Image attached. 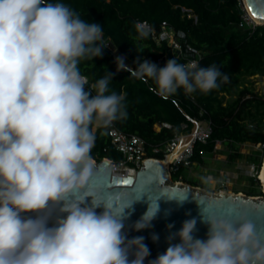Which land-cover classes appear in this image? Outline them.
Returning <instances> with one entry per match:
<instances>
[{"label":"clouds","instance_id":"1","mask_svg":"<svg viewBox=\"0 0 264 264\" xmlns=\"http://www.w3.org/2000/svg\"><path fill=\"white\" fill-rule=\"evenodd\" d=\"M134 27L135 39L149 37L146 22ZM107 47L101 24L59 0H0V264H144L151 255L144 237L125 231L134 205L147 204L132 225L141 231L157 218L161 199L188 200L115 193L94 179V128L127 116L125 96L110 88L115 73L89 84L80 70ZM114 62L117 73L154 80L162 96L181 88L208 93L229 82L215 64L171 58L159 67L137 59L133 69L123 56ZM195 202L206 239L194 236L195 217L185 220L148 264H264V214L254 220L236 207L211 212Z\"/></svg>","mask_w":264,"mask_h":264},{"label":"trees","instance_id":"2","mask_svg":"<svg viewBox=\"0 0 264 264\" xmlns=\"http://www.w3.org/2000/svg\"><path fill=\"white\" fill-rule=\"evenodd\" d=\"M57 2V0H52ZM81 12L82 18L103 26L105 44L102 58L82 61L81 73L89 84L102 78L106 71L115 73L111 90L125 96L127 116L114 121L120 131L135 134L146 142V157L163 159L166 146L176 134L191 132L194 122L209 121L211 134L205 142H196L190 161L204 165L214 154L217 141L228 151V162L244 157L238 145L252 143L254 149L246 155L247 162L257 166L256 176H247L249 189L246 194L263 195L258 178L264 156V94L254 92L246 85L253 75L264 77V24L255 27L244 22L241 0H59ZM136 22H146L151 32L146 39H135ZM174 31H182V43H189L201 52L198 66L212 64L229 75V82L218 81L220 86L208 93L199 91L186 94L181 88L172 95H160L154 80L139 79L126 71L116 72L115 58L125 57V63L135 69L137 59L154 62L167 52V40L157 41L162 23ZM167 59V60H168ZM103 66H106L103 67ZM167 122L171 127L162 126ZM183 124H186L183 127ZM110 126L94 128L95 142L90 156L96 161L108 158L119 161L123 155L111 143ZM160 152H154V148ZM188 167L181 164L172 171L173 181L197 186V179L187 176ZM212 188H217L213 183ZM237 192V190H236ZM239 192V191H238Z\"/></svg>","mask_w":264,"mask_h":264},{"label":"water","instance_id":"3","mask_svg":"<svg viewBox=\"0 0 264 264\" xmlns=\"http://www.w3.org/2000/svg\"><path fill=\"white\" fill-rule=\"evenodd\" d=\"M244 6L249 14L258 24H264V0H243ZM194 126L190 133L184 134L175 150L170 152L163 159L157 157H146L135 175H120L113 172L112 162L108 158L96 161L91 158L94 171V179H99L105 187L115 193H132L134 191H146L150 194H167L183 196L187 195L188 200L182 205L174 201L160 200V212L149 228L135 231L132 225L140 219L147 209L145 202H138L134 205V212L125 222V231L128 237H144V243L150 249L151 255L144 264L163 253L167 246V237L179 231L185 220L195 217L197 219V231L194 236L206 239L207 225L200 223L198 201L211 212H222L228 207H236L248 212L256 220L259 214H264V195L252 196L242 192L233 191H210L205 188L192 185L187 182L173 181L169 170L170 163L175 153H179L187 143L191 142L199 122L193 120ZM264 159V157H263ZM263 164V163H262ZM260 178V176H259ZM124 181H129L125 184ZM264 185V182H263ZM101 211V209H97ZM259 223V221H257ZM173 225L170 229L168 225ZM157 234L159 239L152 240V235ZM179 239L173 241L178 243Z\"/></svg>","mask_w":264,"mask_h":264},{"label":"built area","instance_id":"4","mask_svg":"<svg viewBox=\"0 0 264 264\" xmlns=\"http://www.w3.org/2000/svg\"><path fill=\"white\" fill-rule=\"evenodd\" d=\"M242 7L244 9L243 19L248 25L255 27L257 25V21L249 14L246 10L243 0ZM148 25V24H147ZM149 26V25H148ZM150 27V26H149ZM153 36L156 38L157 41L167 40V44L169 46V52L176 56L177 58H184L185 64H192L195 63L198 65L199 60L201 59L202 55L200 50L191 46L189 43H182L181 38L184 37V33L180 30L174 31L167 27L166 22L162 23V31L157 35L155 29H152ZM167 52L162 54L161 57L157 59L158 63L166 64L168 59ZM88 80V79H87ZM162 126L171 127V125L167 122H163ZM186 124H183L185 127ZM211 134V126L209 121H202L199 122V126L194 133V137L191 142L187 143L185 147L179 152L176 153L174 158L172 159L169 170L172 171L178 170L181 164L191 168L195 166L190 161V157L193 155L194 152V145L196 142H205ZM109 135L111 138L112 145L122 153L123 158L119 161H111L113 172L120 174V175H135L137 170L141 167L142 162L146 158V142L145 140L135 134H127L119 129H117L114 125L111 124L109 129ZM183 134H176L175 137L171 140L169 144L166 146V153L165 157L176 149L178 146ZM221 141H217L216 147L214 149V153L222 146ZM254 145V144H253ZM258 149H261L259 146ZM154 152H160V148H154ZM198 166H203L198 164ZM193 173V171H192ZM257 175V166L254 163L248 164V176H256ZM202 176V175H201ZM199 176V177H201ZM198 177V179H199ZM204 179L211 182L216 183L217 188H210L206 183H201L197 186L205 188L210 191H231L228 186H230L232 182V177L225 173L223 170H218V172H205ZM259 177V174H258ZM234 192V191H233ZM240 192V191H239ZM264 195V192H263ZM260 195V196H263Z\"/></svg>","mask_w":264,"mask_h":264},{"label":"rangeland","instance_id":"5","mask_svg":"<svg viewBox=\"0 0 264 264\" xmlns=\"http://www.w3.org/2000/svg\"><path fill=\"white\" fill-rule=\"evenodd\" d=\"M246 85L253 88L254 92L260 95L264 94V77L259 75L250 76L247 78ZM258 148L259 145H253L249 142L238 145V149L241 153H243L244 157L238 158L235 162H228L227 148L222 145L211 157H207L208 162L206 164L201 167L198 165L192 166L191 168L188 167V171L185 173L187 176L197 179V183H206L208 187L212 188L213 183L204 179V173L208 171L216 173L218 170H223L232 177V182L230 186H228L229 189L231 191L237 190V192L240 191L242 193H246V191L249 189V184L247 181L249 162H247L246 155L252 150ZM260 181L262 185L261 189L264 192L263 181Z\"/></svg>","mask_w":264,"mask_h":264},{"label":"bare ground","instance_id":"6","mask_svg":"<svg viewBox=\"0 0 264 264\" xmlns=\"http://www.w3.org/2000/svg\"><path fill=\"white\" fill-rule=\"evenodd\" d=\"M175 155H176V153H175ZM262 163L263 164L261 166V169H260V172H259V176H260V179L264 182V159H263V162Z\"/></svg>","mask_w":264,"mask_h":264},{"label":"snow or ice","instance_id":"7","mask_svg":"<svg viewBox=\"0 0 264 264\" xmlns=\"http://www.w3.org/2000/svg\"><path fill=\"white\" fill-rule=\"evenodd\" d=\"M125 184L129 183V181H124Z\"/></svg>","mask_w":264,"mask_h":264}]
</instances>
